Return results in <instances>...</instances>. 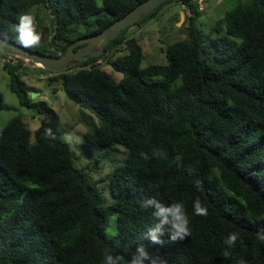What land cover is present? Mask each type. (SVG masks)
I'll return each mask as SVG.
<instances>
[{
    "label": "trees",
    "instance_id": "1",
    "mask_svg": "<svg viewBox=\"0 0 264 264\" xmlns=\"http://www.w3.org/2000/svg\"><path fill=\"white\" fill-rule=\"evenodd\" d=\"M144 1L0 0V34L15 41L19 15H34L33 8L42 5L54 18L51 44L58 52L42 42L28 49L60 58L77 39L101 32ZM174 1L126 27L101 55L49 71V82L61 81L67 96L99 119L84 133V149L90 154L114 145L127 149L112 175L117 202L111 205L76 166L72 145L62 139L59 113L30 97L23 78L26 59L0 49L15 59L3 67L10 89L40 114L35 131L21 115L0 126V264H102L106 253L121 255V264H127L126 249L134 252L140 244L166 264H236L239 258L264 264V0L242 2L217 21L209 34L215 50L195 24L198 0H177L190 12L188 37L169 48L167 65L143 68L142 44L127 29ZM35 16L40 32L42 20ZM116 45L108 63L123 73L120 82L98 62ZM83 121L91 125L85 112ZM153 148L165 151L167 159L140 157ZM150 197L183 202L190 237L172 242L166 227L164 245H153L147 235L155 223L153 210L142 207ZM197 199L206 216L194 214ZM107 213L116 216V240L107 236ZM232 232L240 240L225 258L224 241Z\"/></svg>",
    "mask_w": 264,
    "mask_h": 264
},
{
    "label": "rangeland",
    "instance_id": "2",
    "mask_svg": "<svg viewBox=\"0 0 264 264\" xmlns=\"http://www.w3.org/2000/svg\"><path fill=\"white\" fill-rule=\"evenodd\" d=\"M248 0H204L208 7L200 11L199 17L195 20L196 26L200 29L204 38L205 45L215 50L209 34L217 21L225 14L235 8L238 4ZM182 19H181V11ZM34 15L42 20L40 33L42 34V46L49 49L50 52H58L57 48L51 44L54 33V18L49 10L40 5L33 8ZM190 12H186L185 7L179 1H174L166 5L162 11L150 21L141 25H133L127 29L128 36L139 38L143 47V60L141 66L147 67L152 64L167 65L169 63V48L179 40L186 39L188 36L186 24L189 21ZM177 22L178 25H177ZM51 44V45H50ZM121 53L126 51L122 44ZM118 49V47H117ZM111 55V57L117 52ZM106 57L99 60L101 68L109 73L117 82L123 78V73L107 63H103ZM26 59V58H25ZM15 62L11 56H5L0 52V95L3 101V108L0 109V126L4 127L10 119L16 115H21L30 129L35 131L40 126V114L34 108L22 105L15 92L10 89V76L3 68L5 62ZM24 65L27 70L23 78L27 83V91L32 100H45L56 109L61 118V127L63 137L65 134H71L74 138L72 149L75 154V164L78 168L86 172L92 183L101 191L107 205L116 203L113 198L110 185L115 168L124 163L127 156V149L122 145H114L93 151L91 154L82 146L84 133L93 130L94 125L99 124V119L89 110L83 109L79 104L70 99L62 85L61 81L49 82L48 76H51L49 70L39 68L40 65L33 66L31 61L26 59ZM75 66V65H73ZM83 112L90 119L87 125L83 121ZM78 138V139H77ZM35 136L32 134V140ZM108 156H105L103 154ZM108 227L107 236L116 240V216L106 214Z\"/></svg>",
    "mask_w": 264,
    "mask_h": 264
},
{
    "label": "clouds",
    "instance_id": "3",
    "mask_svg": "<svg viewBox=\"0 0 264 264\" xmlns=\"http://www.w3.org/2000/svg\"><path fill=\"white\" fill-rule=\"evenodd\" d=\"M12 31L15 42L21 47L36 48L42 42V34L37 30L36 16L30 12H24L19 15L18 23L13 25ZM46 135L55 139V136H52L51 129L46 130ZM62 139L68 144H72L74 141L71 134H65ZM139 155L146 161L153 157L156 159H167V153L159 148H153L151 155L145 151H141ZM189 171L191 174V170ZM195 186L199 188L200 182L197 181ZM142 207L153 210L154 227L150 228L147 233L148 239L153 245H164L165 240L162 237L165 234L166 227L169 231V239L172 242L183 241L190 237V217L183 202L166 204L160 199L150 197L142 202ZM193 208L194 214L197 216H206L208 214L207 208L203 206L199 199L194 202ZM260 239L264 240V235H261ZM238 240H240V236L236 232H232L227 236L224 241L227 248L223 252L225 258L231 257L232 253L227 249L234 248ZM241 243H243L242 240ZM126 251L130 253L127 264H166V261L152 257L143 244L138 245L134 252H131L130 249H126ZM122 259L121 255L106 253L102 264H121ZM236 264H248V262L244 258H239Z\"/></svg>",
    "mask_w": 264,
    "mask_h": 264
},
{
    "label": "water",
    "instance_id": "4",
    "mask_svg": "<svg viewBox=\"0 0 264 264\" xmlns=\"http://www.w3.org/2000/svg\"><path fill=\"white\" fill-rule=\"evenodd\" d=\"M165 1L167 0H145L125 15L112 22L101 32L77 39L70 44L66 54L60 58L50 57L42 52L21 47L15 41L5 38L2 34H0V49L7 54L24 57L30 60L33 66L40 65L42 68L53 72L67 70L75 64V61L83 63L87 57L101 55L106 45L112 39L120 35L126 27L138 22L152 9ZM81 44H84V46L75 50V48ZM98 45L100 46L97 47ZM117 47L118 45L112 49L103 63H107L110 60L111 55L115 52Z\"/></svg>",
    "mask_w": 264,
    "mask_h": 264
},
{
    "label": "built area",
    "instance_id": "5",
    "mask_svg": "<svg viewBox=\"0 0 264 264\" xmlns=\"http://www.w3.org/2000/svg\"><path fill=\"white\" fill-rule=\"evenodd\" d=\"M198 4H199V9L200 10H203L204 7L206 6V2H205V5H204V0H198Z\"/></svg>",
    "mask_w": 264,
    "mask_h": 264
},
{
    "label": "crops",
    "instance_id": "6",
    "mask_svg": "<svg viewBox=\"0 0 264 264\" xmlns=\"http://www.w3.org/2000/svg\"><path fill=\"white\" fill-rule=\"evenodd\" d=\"M208 7V3H206V8ZM182 13H183V10L181 11V19H182ZM179 22H177V25H178Z\"/></svg>",
    "mask_w": 264,
    "mask_h": 264
},
{
    "label": "flooded vegetation",
    "instance_id": "7",
    "mask_svg": "<svg viewBox=\"0 0 264 264\" xmlns=\"http://www.w3.org/2000/svg\"><path fill=\"white\" fill-rule=\"evenodd\" d=\"M100 45H98L97 47H99Z\"/></svg>",
    "mask_w": 264,
    "mask_h": 264
}]
</instances>
